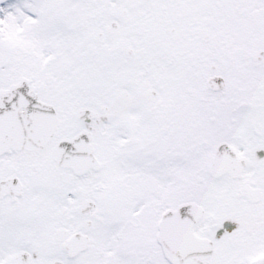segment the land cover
<instances>
[{
	"label": "snow or ice",
	"instance_id": "obj_1",
	"mask_svg": "<svg viewBox=\"0 0 264 264\" xmlns=\"http://www.w3.org/2000/svg\"><path fill=\"white\" fill-rule=\"evenodd\" d=\"M0 264H264V0H0Z\"/></svg>",
	"mask_w": 264,
	"mask_h": 264
}]
</instances>
